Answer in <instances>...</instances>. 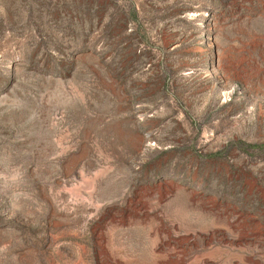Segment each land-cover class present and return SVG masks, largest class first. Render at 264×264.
I'll return each mask as SVG.
<instances>
[{"label": "rangeland", "instance_id": "obj_1", "mask_svg": "<svg viewBox=\"0 0 264 264\" xmlns=\"http://www.w3.org/2000/svg\"><path fill=\"white\" fill-rule=\"evenodd\" d=\"M0 264H264V0H0Z\"/></svg>", "mask_w": 264, "mask_h": 264}]
</instances>
